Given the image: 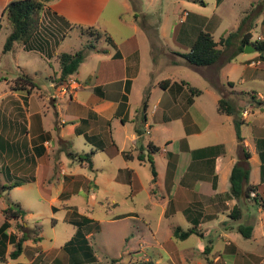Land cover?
Returning <instances> with one entry per match:
<instances>
[{
  "label": "crops",
  "instance_id": "1",
  "mask_svg": "<svg viewBox=\"0 0 264 264\" xmlns=\"http://www.w3.org/2000/svg\"><path fill=\"white\" fill-rule=\"evenodd\" d=\"M9 1L11 0H0V63L7 64L9 68L14 67V73L10 79L5 78L4 81L8 84L20 74H27L35 83L28 92L23 89H8L3 94L6 98H15L17 107L21 109L18 120L24 127L21 129V136L15 138L16 148L28 143L37 159L53 149L54 142L63 147L69 144L70 138H82L83 145L92 154L101 151L110 159L120 157V165L116 168L117 176L130 185L132 193L138 191L140 186L138 166L147 162L146 158L150 156L156 171L155 178L151 181L161 192V199L152 201L150 196L144 206L159 207V219L163 218L170 224H174L173 219L179 216L177 224L172 225L170 237L179 239L173 235L176 227L181 230L194 228L196 232L179 240H186L195 234L199 237L197 241L202 249L205 251V247H208L210 252L213 249L212 234L216 230L223 238L222 252L225 255L241 254V259L246 257V260L259 262L264 254V175L259 153L264 147V136L259 135L262 129L260 130L258 123H254L255 117L251 114L244 120L242 111V124L252 127L251 134L249 138L241 136V141L236 136L232 137L235 151L229 152L228 139L224 138V132H228V121L230 122L232 115L217 111L221 96L235 102L234 95L244 90L229 86L228 82L232 81L228 80L227 74L225 81L229 88L226 91L218 79L221 67H215L211 73L207 66H199L198 76L211 81L215 74L218 88L222 92L219 95L215 91L210 93L212 112L209 114L206 102L200 100L199 94L202 91L197 95L190 94L188 86L196 87L193 83L182 77H168L166 72L155 75L163 63L167 67L170 60L174 64H185L181 54L190 50L198 32L204 29L189 26L180 32L177 30V33L176 30L166 32L164 29L154 30L149 26H138L135 16L127 22L120 11L116 12L115 19L104 16L110 3L126 5L124 0H50L45 5V11L51 14L52 21L47 20L49 25H40L27 46L14 43L9 51L3 52L2 47L10 32V26L2 21V11ZM183 12L179 5L175 7V13H180L179 18ZM188 17L187 12L181 21L186 23ZM116 23L128 26L120 28ZM90 28L96 32L94 43L90 39L82 38ZM175 34L177 37L173 38ZM85 43L91 44L93 48L88 51L76 72L65 81L58 82L60 66L57 54L73 53L83 48ZM252 52V58L257 57V61H250L252 58H249L244 70L248 71V75L264 78L263 72L254 65L264 61L258 58L256 51ZM160 58L164 59L161 61ZM235 60L236 58L232 61ZM232 61L223 66L228 68ZM40 82L46 84L44 88L37 86ZM251 92L255 94V98L263 96L262 93ZM9 108L12 109V106ZM213 111L217 114L215 117L211 116ZM52 113L54 118L51 117ZM208 128L212 131V142H207L205 138V129ZM5 139L3 146L0 143L1 155H5L6 149L13 148L12 142L7 137ZM154 146L158 149L155 150ZM243 149L249 153L246 160L249 169L248 183L256 185V190L251 191L247 197H226L225 194L230 190L231 169L235 163L243 160ZM137 150L139 153L136 155ZM124 152H129L131 156L126 158ZM141 157L145 160H141ZM80 165L94 170V164L92 169L85 164ZM60 167L59 174L64 176L67 170L62 163ZM69 173L84 177L73 171ZM252 173L253 181L250 178ZM88 181L91 182L90 186L77 185L72 192H77L79 186L88 192L93 191L94 182ZM47 192L45 189L40 191L43 199H47L49 189ZM151 193L154 194L153 190ZM64 196L67 199L69 193ZM252 202L260 213L257 219L248 217L250 214L245 213L246 206ZM236 205L241 212L240 217L234 219L231 211ZM228 218L231 222H228ZM239 224L252 226L251 235L248 237L254 242L252 247L244 249L238 244L237 235L242 236L237 230ZM9 228L10 226L7 233L11 234ZM148 228L153 236L151 228ZM12 235L16 236L17 233ZM205 238L208 243L204 244L202 239ZM1 241L3 240H0V244ZM26 241L30 240L23 241V246ZM9 245L13 246V243L7 239L4 246H0L1 253H7V257L11 251ZM58 255L59 253H54L51 257L46 251H35L30 264H58ZM5 258L4 256L3 259ZM6 264H10L9 261Z\"/></svg>",
  "mask_w": 264,
  "mask_h": 264
},
{
  "label": "rangeland",
  "instance_id": "2",
  "mask_svg": "<svg viewBox=\"0 0 264 264\" xmlns=\"http://www.w3.org/2000/svg\"><path fill=\"white\" fill-rule=\"evenodd\" d=\"M124 1L126 5L110 3L104 12V16L115 19L116 12L120 11L127 22H130L135 16L138 26L145 25L154 30L164 29L166 32L176 30L177 33V30L180 32L186 27L193 26L195 29L209 31L216 41L222 34L226 35L229 31L235 30L240 21L246 17L244 27L250 31L251 41L264 38V0H224L222 2L221 0ZM177 5L188 12L189 17L186 23L181 21L183 17L179 18L180 13H175ZM45 10L44 6L40 14L41 27L49 25L47 20L52 21L51 14ZM2 21L5 25L9 24L6 16L2 17ZM116 26L122 28L128 25L122 26L116 23ZM87 32L82 38L90 39L94 43L96 40L94 39L95 30L90 28ZM171 37H169L170 40ZM175 37L177 34L173 38ZM1 41L2 34H0V43ZM252 53H240L235 61L228 64V68L223 66L227 62L224 63L222 60L207 67L211 73L216 68H222L218 73V79L226 91L229 87L225 81V76L228 74V80L232 81L235 89L263 94L262 97L258 96L259 98L254 99H250V94L237 93L234 96L235 102L241 107V112L243 111L245 115L244 120L252 114L255 117L254 123H258L260 130L262 129L259 135L264 136V78L258 75H248V71L244 70L246 61L252 58ZM163 59L160 58L159 60L162 61ZM252 60L257 61V57L250 59V61ZM185 62V64H174L170 60L167 67L163 63L162 68H159L155 75L166 72L165 75H169L168 77H182L193 83L194 86L201 89L200 100L206 102L210 114L212 112L210 93L213 91L218 95L222 93L218 88L216 75L213 74L211 80L213 82L206 80L198 76L197 68L199 66L190 67L186 60ZM254 65L264 74V62ZM254 65L252 64V66ZM12 68L14 69V67ZM12 68H9L7 64L0 63V143L3 146L7 137V140L12 142L11 146L13 147L11 149L4 148L7 150L4 152L5 155H1L0 152V224L5 218L3 208L8 203L19 202L27 211L26 217L24 216L23 221L22 219H10V233H17L15 236L17 237L21 232L20 227H18L20 224L24 230L37 231L40 240L34 242L32 241L33 238H29L30 241L24 243V249L19 257L11 259L7 257L6 253L3 255L6 258L0 259V264H6L7 261L10 264H30L35 251H46V254L51 255V257L54 253H59L58 264H129L130 262L145 264L141 263L146 261L145 258H150L153 263L157 261L158 264H264V254L261 255L262 258L258 260L259 262L251 259L246 260V257L241 259V254L239 256L225 255L222 252L223 238L216 230L212 234L213 249L210 252H205L202 249L197 241L199 237L195 234L186 240L170 237L172 225L177 224L179 216L173 219L174 224H170L163 218L159 219V207L150 205L146 208L144 206L150 196L152 201L161 199L159 196L161 192L151 181L153 175L148 158H146L147 162L138 166V183L140 186L138 191L132 193L130 185L117 176L116 168L120 165V157L110 159L105 153L95 151L92 154V156L94 155V170L92 171L80 165L84 162L70 158L66 149L56 142L52 144L53 149L37 159L28 143L16 148L15 138L18 135L21 136V129L24 127L23 123L18 120L21 117V109L17 107L15 98H6L3 95L8 89L14 91L13 86L17 78L10 80L8 84L4 81L5 78L10 79L12 77L14 73ZM210 72L209 75H211ZM45 85L42 82L37 84L40 88H44ZM5 105L7 106L5 107ZM11 106L12 109L9 108ZM216 115L214 111L211 114L212 117ZM51 117L54 118L53 113ZM238 118L243 120L241 114ZM233 119L232 116L230 118L231 123L228 121V132H224V138L228 139V151L231 153L235 151V147L232 146L234 142L231 139L236 136ZM251 129L252 127L248 124L239 125L240 135L246 138H249ZM205 132L207 142H212L211 129H205ZM69 141L70 151L82 155L89 153L90 149L83 145L82 138H70ZM138 153L139 150L135 151L136 155ZM60 163L67 170L64 176L59 174L61 172ZM70 171L82 174L86 179L80 175H73L69 173ZM250 178L251 181L254 180L253 173ZM87 179L94 182V184L92 183L95 185L93 191L88 192L84 187L79 186L77 192H72L77 185L90 186L91 182ZM16 181H23L24 183L12 188L8 187ZM44 189L46 192L49 189L48 197L43 195L49 200L42 198L40 191ZM151 190L154 194L151 193ZM68 193L69 196L65 199L64 194ZM259 201L261 202V200ZM75 208L76 210H74ZM256 209L257 206L253 202L249 203L245 208V213L250 214L248 217L253 216L257 219L260 213ZM82 216L90 218L91 221H85L81 226L71 222L73 219L81 220ZM228 222H231L229 218ZM148 227L154 233L153 236ZM77 230L87 237L86 241L90 246V254L78 253L77 249L72 255L63 251L62 246L72 239ZM237 236H239L238 244L244 249L254 245L253 240L241 235ZM202 240H204L202 241L204 244L208 243L207 238ZM9 249L12 250L13 246L9 245ZM112 259L115 262H112ZM213 259H215L214 262Z\"/></svg>",
  "mask_w": 264,
  "mask_h": 264
},
{
  "label": "trees",
  "instance_id": "3",
  "mask_svg": "<svg viewBox=\"0 0 264 264\" xmlns=\"http://www.w3.org/2000/svg\"><path fill=\"white\" fill-rule=\"evenodd\" d=\"M48 1L50 0H11L5 5L2 11V17L6 16L10 26V32L4 41L2 47L3 52L9 51L13 47L14 43H21L25 46L28 45L29 40L39 28L40 14ZM246 19L247 18L244 17L235 30L229 31L226 35H221L218 41L214 40L212 34L209 31L200 30L195 40L191 44L190 50L187 53H182L181 56L192 66H211L220 60L224 61V63L234 60L237 55L243 53L245 45L250 44L258 53V58L264 61V38L251 41V33L244 27ZM92 48L93 46L91 44H87L80 50H77L73 53H58L56 58L59 62L60 73L57 81L63 82L70 75L76 72L84 57ZM185 84L188 85L187 83ZM228 84L229 86L233 85L232 82H228ZM34 85L35 83L32 81L30 76L27 74H20L15 80L13 89H23L28 92L30 91V87H34ZM188 89L192 96L201 92V90L196 87L188 86ZM239 94H250V99L255 98V94L252 92L240 91ZM143 105L145 107L146 100H144ZM217 111L219 113L233 116L236 137L238 141H241L242 137L239 133V125L242 124L243 121L238 118L241 114V107L232 99L226 96H221L218 99ZM136 132L139 133V130L136 129ZM63 148L66 149V153L70 158L84 162V164L89 169H92V152L84 153L83 155L77 152H72L69 150L68 144L64 145ZM153 148L156 150L158 149L156 146ZM114 150H116V148H114ZM259 153L262 158L261 171L264 175V147L259 150ZM124 156L129 158L131 155L129 152H124ZM248 157L249 153L243 149V160L235 163L231 169L229 176L230 190L225 194L226 197H247L251 191L256 190V185H251L248 183L249 169L246 165V160ZM140 159L143 160L144 158L141 157ZM148 162L153 175V181L156 174L153 159L148 157ZM262 179H264V176H262ZM22 183L23 181H16L11 183L8 187L12 188ZM240 212L241 210L239 206H234L231 211V217L234 219L239 218ZM3 215L5 218L0 224V240L3 241H1L0 246L3 247L4 241L9 239V242L13 243V249L9 252L8 256L11 259H15L22 252L23 241L29 238H33V240H39L40 236L35 230L31 232L29 229H22L23 226L20 224L18 227H20L21 232L17 236V239L15 235L7 233V229L10 226V219H23L26 215V211L19 203H8L7 206L3 208ZM85 221L90 222L91 219L86 216H82L81 220H71L73 224L78 226H81L83 223H85ZM237 230L242 234V236L248 238L251 235L252 226L239 224ZM194 232H196L194 228L181 230L179 227H176L173 230V235L179 239H183ZM86 239L87 237L84 236L81 231L77 230L72 239L62 246V249L70 255L73 254L75 249H77L78 253L82 252L86 255L90 254V246L88 245ZM208 249V247H205V252H208ZM3 257V251L2 253L0 251V259H3ZM111 261L115 262L114 259ZM141 263L154 264L150 258L144 262L142 261ZM129 264L135 263L130 262Z\"/></svg>",
  "mask_w": 264,
  "mask_h": 264
},
{
  "label": "water",
  "instance_id": "4",
  "mask_svg": "<svg viewBox=\"0 0 264 264\" xmlns=\"http://www.w3.org/2000/svg\"><path fill=\"white\" fill-rule=\"evenodd\" d=\"M252 51H255V48L252 45H250V44L245 45V47L243 49V52L249 53V52H252Z\"/></svg>",
  "mask_w": 264,
  "mask_h": 264
},
{
  "label": "built area",
  "instance_id": "5",
  "mask_svg": "<svg viewBox=\"0 0 264 264\" xmlns=\"http://www.w3.org/2000/svg\"><path fill=\"white\" fill-rule=\"evenodd\" d=\"M187 15V12L186 11H184L183 12V15L181 16V17H185ZM182 20V19H181Z\"/></svg>",
  "mask_w": 264,
  "mask_h": 264
}]
</instances>
